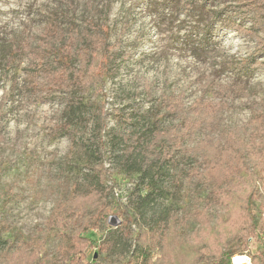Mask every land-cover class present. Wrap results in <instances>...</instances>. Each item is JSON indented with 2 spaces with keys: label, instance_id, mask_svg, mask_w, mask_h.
Segmentation results:
<instances>
[{
  "label": "trees",
  "instance_id": "1",
  "mask_svg": "<svg viewBox=\"0 0 264 264\" xmlns=\"http://www.w3.org/2000/svg\"><path fill=\"white\" fill-rule=\"evenodd\" d=\"M165 1L186 16L197 14L196 21L203 24L200 12L209 0H200L201 7L198 0ZM230 2L212 17L255 39L256 48L250 56L224 65L250 79L264 67V60L257 59L264 55V0ZM228 11L238 19L223 18ZM87 24L84 31L75 28L67 34L66 25L51 14L25 69L24 88L44 103L60 95L74 112L91 92L103 98L91 131L84 182L75 185L45 222L44 231L56 232L61 239L51 264H92L90 249L115 257L116 264H233V258L245 254L252 264H264V111L243 126L227 128L224 105L205 99L187 105L180 96L162 94L160 108L150 114L133 107L110 113L105 85L119 55V41L110 42L106 24ZM202 31L200 42L205 44L211 35L206 25ZM144 89L150 94L152 85ZM111 115L116 121L109 135L116 175L137 176L126 204L114 202L106 183L110 170L104 166L105 134ZM162 198L180 199L188 207L179 215L174 203L165 205ZM112 214L124 219L118 228L106 225ZM44 253L41 241L19 243L0 252V264H50Z\"/></svg>",
  "mask_w": 264,
  "mask_h": 264
},
{
  "label": "rangeland",
  "instance_id": "2",
  "mask_svg": "<svg viewBox=\"0 0 264 264\" xmlns=\"http://www.w3.org/2000/svg\"><path fill=\"white\" fill-rule=\"evenodd\" d=\"M230 1L209 0L207 8L201 9L200 25L197 14L186 16L173 2L165 0H0V104L4 101L0 252L19 243L41 241L46 263L53 262L61 239L56 232L44 231L45 222L75 185L84 182L89 171L86 158L93 145L91 131L103 99L91 92L83 106L73 112L60 95L44 103L24 88L29 54L44 21L56 13L61 25H66L67 34L75 28L84 31L89 21L110 28V42L119 41L120 45L105 85V103L110 113L133 107L150 114L160 108V95H175L187 105L199 99L224 105L223 124L233 128L245 125L252 116L264 111V67L246 79L240 70L224 65L226 60L250 56L256 48L255 39L212 17V12L226 9ZM197 5L201 7L202 2L198 0ZM222 17L238 19L232 11ZM205 25L211 40L202 44ZM23 44L25 48L18 49ZM257 59L264 60V55ZM147 84L152 85L150 94L144 89ZM108 123L104 166L112 177L108 175L106 183L111 187L114 202L126 204L137 176L116 175L109 145V135L116 126L112 115ZM160 201L165 205L174 203L179 215L188 207L183 205L182 209L180 199ZM203 206L204 203L199 204L200 208ZM118 217L123 222V217ZM106 225L113 228L107 220ZM135 229L133 224L132 230ZM92 235L98 240L102 236L99 232ZM244 256L252 264L251 258ZM88 261L116 264L115 257L100 254L96 249L88 251Z\"/></svg>",
  "mask_w": 264,
  "mask_h": 264
},
{
  "label": "water",
  "instance_id": "3",
  "mask_svg": "<svg viewBox=\"0 0 264 264\" xmlns=\"http://www.w3.org/2000/svg\"><path fill=\"white\" fill-rule=\"evenodd\" d=\"M107 223L113 228H118L122 224V221L117 215H112L108 218Z\"/></svg>",
  "mask_w": 264,
  "mask_h": 264
},
{
  "label": "bare ground",
  "instance_id": "4",
  "mask_svg": "<svg viewBox=\"0 0 264 264\" xmlns=\"http://www.w3.org/2000/svg\"><path fill=\"white\" fill-rule=\"evenodd\" d=\"M233 264H250V261L246 256L240 255L233 259Z\"/></svg>",
  "mask_w": 264,
  "mask_h": 264
}]
</instances>
